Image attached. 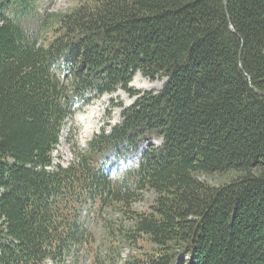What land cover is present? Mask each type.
<instances>
[{
    "label": "trees",
    "instance_id": "1",
    "mask_svg": "<svg viewBox=\"0 0 264 264\" xmlns=\"http://www.w3.org/2000/svg\"><path fill=\"white\" fill-rule=\"evenodd\" d=\"M36 12L0 0V264H264V0H76L42 29ZM137 71L162 88L133 91ZM118 87L138 95L120 122L51 166L66 119Z\"/></svg>",
    "mask_w": 264,
    "mask_h": 264
},
{
    "label": "rangeland",
    "instance_id": "2",
    "mask_svg": "<svg viewBox=\"0 0 264 264\" xmlns=\"http://www.w3.org/2000/svg\"><path fill=\"white\" fill-rule=\"evenodd\" d=\"M76 0H35L37 5V12L32 28H43L46 22L47 15L51 13H64L69 11L75 4ZM57 24L51 26L55 29ZM51 35L50 29L46 31ZM54 34V33H53ZM52 34V36H53ZM164 82L163 78L157 77L153 80L143 77L140 72L136 73L129 87L133 91L140 93L157 92L160 90ZM136 96H131L123 89L119 88L112 94H104L101 97L93 100L88 106H85L74 117L67 119L63 126L59 143L52 154L53 165L68 166L74 159L75 150L84 149L91 137L100 131L102 127L109 130L120 120V112L125 106L131 105ZM155 145H159L160 140H154ZM120 170V169H119ZM118 170V171H119ZM120 173V171H119ZM230 178V177H229ZM215 179V178H213ZM220 180V179H217ZM213 181V180H212ZM214 183V182H212ZM151 200L150 194H145V199L134 204V208L138 210H145ZM100 212L97 206L90 207V203L84 206L83 221L84 225L92 232L95 239L102 238L103 227L102 219L99 217ZM127 249L122 251V256H125ZM46 264H50L47 262ZM65 264H90L88 260L84 259L83 252L80 253L77 259H68Z\"/></svg>",
    "mask_w": 264,
    "mask_h": 264
}]
</instances>
